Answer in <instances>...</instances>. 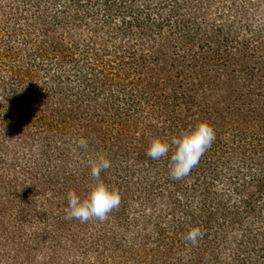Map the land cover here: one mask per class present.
<instances>
[{
  "label": "trees",
  "instance_id": "16d2710c",
  "mask_svg": "<svg viewBox=\"0 0 264 264\" xmlns=\"http://www.w3.org/2000/svg\"><path fill=\"white\" fill-rule=\"evenodd\" d=\"M200 121L174 180L150 141ZM99 155L120 204L81 223ZM0 264H264V0H0Z\"/></svg>",
  "mask_w": 264,
  "mask_h": 264
},
{
  "label": "clouds",
  "instance_id": "9594fccd",
  "mask_svg": "<svg viewBox=\"0 0 264 264\" xmlns=\"http://www.w3.org/2000/svg\"><path fill=\"white\" fill-rule=\"evenodd\" d=\"M214 140L213 128L206 121H200L182 130L179 135L172 138L170 144L160 138H153L147 149V155L153 160H159L171 151L169 175L174 180H181L190 174ZM87 143L85 139L78 141L81 148L87 147ZM110 168V160L103 155H99L91 162L90 176L95 183L83 198L74 191L68 193V204L65 208L68 218L79 220L81 223L93 218L104 221L108 214L119 206V191L116 188L110 189L100 178L101 173ZM201 235L198 228H192L185 239L195 245Z\"/></svg>",
  "mask_w": 264,
  "mask_h": 264
}]
</instances>
